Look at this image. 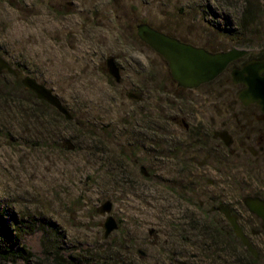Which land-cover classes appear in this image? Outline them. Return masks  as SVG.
I'll use <instances>...</instances> for the list:
<instances>
[{"label": "rangeland", "instance_id": "obj_1", "mask_svg": "<svg viewBox=\"0 0 264 264\" xmlns=\"http://www.w3.org/2000/svg\"><path fill=\"white\" fill-rule=\"evenodd\" d=\"M242 2L0 0V56L17 72H0V229L22 234L14 248L42 256L48 228L64 256L82 258L74 264H169L170 227L185 223L168 208L184 143L166 116L167 99L179 90L170 86L167 60L140 39L137 26L147 23L210 52H257L264 13L261 31L246 34L252 41L228 33ZM109 57L120 67L119 82L108 71ZM26 76L52 88L78 126L62 113L66 119L53 117L22 83ZM225 78L178 94L191 98L218 87V112H227L238 88L220 86ZM69 134L78 139L74 150L64 148ZM106 200L118 222L108 237L107 215L96 210ZM104 253L116 259L99 261Z\"/></svg>", "mask_w": 264, "mask_h": 264}, {"label": "flooded vegetation", "instance_id": "obj_2", "mask_svg": "<svg viewBox=\"0 0 264 264\" xmlns=\"http://www.w3.org/2000/svg\"><path fill=\"white\" fill-rule=\"evenodd\" d=\"M261 49L247 52L215 79L194 88L179 85L169 67L170 86L179 91L198 92L223 75L226 81L220 86L238 88L233 107L224 113L218 112V87L191 98L179 91L168 94L166 116L184 143L177 162L180 180L171 181L175 196L168 208L185 220L170 227L166 239L170 264H264V111L256 102L244 104L239 92L245 85L232 79L233 69L264 59ZM130 94L139 99L136 93ZM231 219L250 247L236 233ZM174 233L180 246L176 252Z\"/></svg>", "mask_w": 264, "mask_h": 264}, {"label": "water", "instance_id": "obj_3", "mask_svg": "<svg viewBox=\"0 0 264 264\" xmlns=\"http://www.w3.org/2000/svg\"><path fill=\"white\" fill-rule=\"evenodd\" d=\"M137 34L145 43L152 47L157 53L161 54L168 62L171 74L179 85L194 88L203 83H207L215 79L221 74L227 65L247 54L248 50L243 48H232L227 51L210 52L205 48L197 47L189 43L180 41L162 31L155 29L147 23H141L137 26ZM264 51V48L261 49ZM108 71L117 82L121 79L120 67L113 57L106 60ZM7 70L17 75L11 64L2 56H0V72ZM264 59L251 60L241 68H235L232 71V79L234 83H242L245 85L239 92V98L244 104L256 102L264 111ZM22 83L26 88L33 91L37 98L43 100L56 108L60 113L64 114L67 119L73 116L68 108L63 104L62 100L54 93L52 88L36 80L31 76L22 79ZM130 96H135L130 94ZM68 150H74L75 145L70 140H65ZM141 172L148 176L149 173L145 166L140 167ZM113 202L106 200L97 207V212L106 214L104 221V236L108 237L114 230L118 228V222L111 214ZM258 212V210L255 209ZM260 212V211H259ZM263 213V211H262ZM264 216V214H262ZM236 233L242 238L243 242L249 246L247 239L242 235L241 229L231 219ZM150 234L153 230L149 231ZM250 247V246H249ZM144 254L142 250H139ZM179 264H183L179 262Z\"/></svg>", "mask_w": 264, "mask_h": 264}, {"label": "trees", "instance_id": "obj_4", "mask_svg": "<svg viewBox=\"0 0 264 264\" xmlns=\"http://www.w3.org/2000/svg\"><path fill=\"white\" fill-rule=\"evenodd\" d=\"M264 13V0H243L241 11L237 16L236 28L234 30L230 29L228 33L234 34L237 38V41H244V43H248L249 38L246 37L247 33L260 32L262 23L259 21L262 18ZM244 37H241V36ZM33 96L36 94L31 91ZM39 103L43 104V106L47 107L49 110H52L55 118L65 117L61 116V113L48 104L47 102L40 100ZM36 113H42L38 107L34 108ZM66 119V118H65ZM68 123H72L75 126H78V122L75 120L74 115L73 119L67 120ZM68 138L73 140V143L76 147H79L76 136L69 134ZM64 148H67L66 145ZM17 227V226H15ZM22 234L17 233L16 236L13 237V232L9 227L4 229H0V264H16L19 258L25 259L28 264H74L75 262L83 261L80 256H74L69 254L68 256H64L62 253V248L59 245L58 237L55 236V232L50 231L48 228L43 229V237H42V246H43V255L37 256L30 250H28L24 245L18 246L14 248V243L20 239ZM107 253L99 256V261H108L109 258L115 260V256H111L110 254L107 256ZM111 263V262H110ZM122 260H118L116 264H123ZM170 264V263H169Z\"/></svg>", "mask_w": 264, "mask_h": 264}]
</instances>
